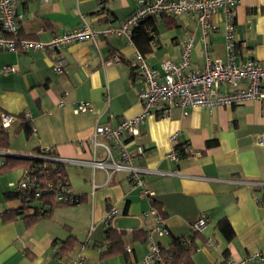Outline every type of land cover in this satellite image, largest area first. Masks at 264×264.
Instances as JSON below:
<instances>
[{"label": "crops", "instance_id": "obj_1", "mask_svg": "<svg viewBox=\"0 0 264 264\" xmlns=\"http://www.w3.org/2000/svg\"><path fill=\"white\" fill-rule=\"evenodd\" d=\"M137 4V0H108V19L98 15L97 0L24 1L16 6L21 14L17 37L47 41L79 26L83 19L97 30L117 26ZM150 19L153 40L144 57L152 67L160 69L165 58L178 62L186 37L192 38L190 68L204 67L205 48L211 59L225 57L220 10L212 17L216 29L204 39L193 14ZM234 23L235 60L264 63V0H241L234 9ZM137 51L127 35H99L96 42L84 39L44 51H0V112L20 117L28 111L31 116L30 122L3 128L9 145L0 149V264H64L78 254L84 264H144L145 239L154 221L143 213L151 205L161 213L167 229L163 235L153 231V240L167 248L173 238L190 236L196 245L194 264H217L229 257L238 262L249 253L264 251V206L256 201L262 190L237 182L264 181V144L259 141L264 135V98L188 107L185 115L176 106L167 118L145 117L137 135L124 141L130 150H144L134 164L148 171L144 179L154 193L151 200L130 185L127 173H114L107 181L104 170L89 164L104 157L102 147L90 141L94 126L115 127L142 110L138 92L144 83L134 66ZM55 59L64 61L62 73L54 71ZM7 66L14 71L5 72ZM82 101L89 108L76 111ZM46 147H53L58 157L78 161L66 162L62 169L79 202L55 204L28 225L12 194L26 166L8 170L1 166L8 155H31ZM174 148L178 158L170 159L167 155ZM110 205L118 214L113 225L106 226L103 217ZM14 212H18L15 217L5 219ZM200 212L208 221L203 231L195 233L191 223ZM222 218L233 230L230 240L216 226ZM107 228L123 233L122 248L102 255ZM68 237L74 238V245L60 253Z\"/></svg>", "mask_w": 264, "mask_h": 264}, {"label": "built area", "instance_id": "obj_2", "mask_svg": "<svg viewBox=\"0 0 264 264\" xmlns=\"http://www.w3.org/2000/svg\"><path fill=\"white\" fill-rule=\"evenodd\" d=\"M29 0H0V51L6 50L15 52L17 50H40L56 49L75 41L90 39L96 42L99 35L108 37L110 35H127L131 41L132 29L137 27L146 19L160 15H171L179 17L185 14H193L201 28L203 39L209 30L217 27L212 17L217 10L222 13L225 37V57L211 59L205 48V63L202 69L190 68V50L192 38L186 37L182 42L181 59L178 62L165 58L160 69L148 64L145 57L139 51L134 54V66L136 74L144 83V88L138 92L142 104L141 112L129 119H122L115 127L106 125H95L91 143L100 146L104 150L103 158H96L89 162L95 169L104 170L107 173V181L111 175L117 172H125L128 175L130 185L138 187L141 197L152 199L153 191L147 187L144 174L148 172L134 164V158L144 154L142 147L128 149L124 138L137 135L139 124L150 114H157L167 118L173 107H180L182 113L187 114L188 107H207L223 105H236L252 99L264 98L262 88L264 82V63L254 59H247L243 62L235 60L236 30L234 23V9L241 0H137L135 9L117 26H107L97 30L90 26L84 19L81 24L73 29L55 34L47 41L21 39L17 37L21 21V14L16 11V6ZM31 1V0H30ZM47 2L49 0H32ZM108 0H97L98 15L110 19L111 14L107 7ZM147 32L152 33L148 28ZM152 35V34H151ZM64 61L53 60V69L56 73H62ZM5 72L14 71V67L7 66ZM223 87V89H221ZM89 108L86 102H79L76 111H85ZM31 116L28 111H23L19 117L6 112H0V127L7 128L17 121L30 122ZM30 132H35L30 125ZM173 137V136H172ZM259 141L264 144V135H260ZM34 159H41L42 163H35L33 167L26 168L22 177L17 182L14 192L19 201V207L29 205L34 199H39L43 193L52 192L56 201L75 203L79 198L72 192L68 182L54 184L47 182L42 185L34 170L39 169L40 173H47L49 166L56 171L57 164L78 161L58 157L53 147L40 148L35 154L25 155ZM167 157L178 158L177 149L171 150ZM51 164V165H50ZM252 187L264 186V181L259 180H238ZM261 203L262 198L256 199ZM40 205V204H39ZM42 209V208H41ZM118 212L115 206H108L103 223L112 226ZM153 217V228L146 235L147 253L144 257V264H157L162 260L161 247L152 238V232L159 235L167 233L163 224L161 213L154 206L143 213ZM208 218L204 212H200L191 223L193 232H201L207 225ZM182 244H189L191 237L180 239ZM100 250V248L98 249ZM127 252L131 251L126 246ZM264 261V251L253 252L242 257L238 262L227 258L226 264H251ZM64 264H84L83 257L78 254L72 261Z\"/></svg>", "mask_w": 264, "mask_h": 264}, {"label": "trees", "instance_id": "obj_3", "mask_svg": "<svg viewBox=\"0 0 264 264\" xmlns=\"http://www.w3.org/2000/svg\"><path fill=\"white\" fill-rule=\"evenodd\" d=\"M154 23L152 19H146L141 22L137 27L132 29L131 32V40L139 49V52L144 55V53L151 50V42L153 37L151 34L147 32L148 28L153 30ZM9 145V135L7 131L3 128H0V149H4ZM179 148V147H178ZM182 153L184 151L180 149ZM38 152V151H36ZM41 159H34L29 156H18V155H8L5 158L4 163L1 166V170H8L16 165L25 164L26 168L33 167L35 163H42ZM51 165V164H50ZM64 164H57L56 171L51 169L49 166V171L47 173H40L39 169L34 170L33 174H35L38 178V181L45 185L47 182H52L55 185L60 182H67V178L63 172ZM262 190V201L261 205L264 206V186L256 187ZM13 197H16V193H12ZM44 202V203H43ZM79 202V201H78ZM77 202V203H78ZM37 203V205H34ZM64 202L56 201L55 196L52 192L43 193L39 199H34L31 204L24 205L19 208L20 214L23 213V217L28 225L35 222L39 217L47 215L49 212V208L55 204H62ZM40 204V205H39ZM44 205H48V207H44ZM42 208V209H41ZM18 211V212H19ZM18 212H14V214H8L5 216L13 218ZM218 230L222 233V235L230 240L233 236V230L229 224V222L222 218L218 220L216 224ZM122 232L115 231L111 228L106 229V244L107 247L102 255H108L112 253L119 252L122 248ZM74 245V238L68 237L63 241L61 248L59 250L60 253H66L72 249ZM196 245L191 239L189 244H182L179 238H173L170 245L167 248H161V256L162 260L157 264H194L192 260V254L195 251ZM217 264H226V259L217 263ZM256 264V263H253Z\"/></svg>", "mask_w": 264, "mask_h": 264}]
</instances>
